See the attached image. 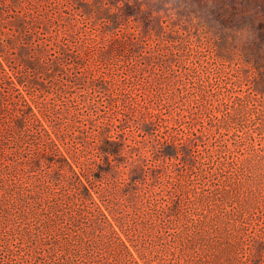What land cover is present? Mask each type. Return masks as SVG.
I'll return each instance as SVG.
<instances>
[{
    "label": "rangeland",
    "instance_id": "rangeland-1",
    "mask_svg": "<svg viewBox=\"0 0 264 264\" xmlns=\"http://www.w3.org/2000/svg\"><path fill=\"white\" fill-rule=\"evenodd\" d=\"M20 19L40 23L25 24L15 48L33 40V47L47 46L49 59L59 46L66 50L59 69L36 78L56 122L68 134L83 130L91 160L99 155L90 149L100 140L99 119L74 126V112L85 114L87 102L97 103L88 111L107 110L118 122L119 139L151 120L143 106L159 110L140 138L158 150L147 161L162 167L164 191L156 207L134 214L131 226L150 264H264V0H0V40L16 36ZM120 35L129 43L117 48L109 71L95 76L101 80L95 89L70 82L71 53L82 40L105 48ZM166 144L185 149L163 159ZM55 188L81 211L76 194ZM77 230L83 241L98 242L96 259L122 264L106 240L82 235L89 231L84 222ZM8 234L0 240V264L61 263L48 241L35 243L28 231Z\"/></svg>",
    "mask_w": 264,
    "mask_h": 264
},
{
    "label": "trees",
    "instance_id": "trees-1",
    "mask_svg": "<svg viewBox=\"0 0 264 264\" xmlns=\"http://www.w3.org/2000/svg\"><path fill=\"white\" fill-rule=\"evenodd\" d=\"M39 23V20L20 19L15 27L16 36L0 40V229L4 232L0 240L8 238L10 230L18 235L28 231L27 235L35 243L49 242L48 250L61 258L59 264L113 263L104 258L96 259L95 255H100L97 241L94 245L79 238L77 228L84 222L89 231L84 230L82 235L106 240L122 264H150L138 248L131 226L134 214L142 208L148 212L156 207V196L164 191L163 186H158L163 184L159 181L162 167L150 166L147 161V155L155 156L158 150L153 143L148 145L140 138V133L146 134L153 125L152 117L159 110L143 106L144 114L151 120L136 123L137 127L139 125L137 134L133 133L131 138L119 139L115 132L118 122L107 110L101 114L88 111L92 106L97 107V103L95 100L87 102L85 114L79 117L80 114L74 112V126L77 119L84 122L99 119L96 136L100 140L94 149L90 148L99 155L91 160L89 146L80 141L78 134L83 130L74 128L68 134L56 122L53 111L42 101L43 83L36 78L38 73L48 77L51 68L59 69L56 62L63 60L66 50L59 46L57 58L49 59L47 46L33 47V40L15 48L25 24L33 28ZM128 43L121 35L105 48L82 40L76 46L77 53H71L75 58L72 64L75 73L70 82L95 89L101 81L95 76L109 71L107 65L117 48ZM80 68L86 69L83 74ZM159 138L158 141L162 139ZM180 147L182 144H166L160 155L173 161L185 149L180 150ZM47 168H52L53 173H46ZM23 172L27 177L22 176ZM32 178H35L33 182ZM61 184L69 194L79 197L81 211L72 209L63 196L57 197L55 187ZM41 193L51 194L56 199L42 203L37 199ZM48 225L54 228L51 236L46 232Z\"/></svg>",
    "mask_w": 264,
    "mask_h": 264
}]
</instances>
